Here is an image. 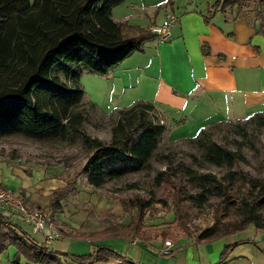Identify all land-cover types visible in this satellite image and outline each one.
<instances>
[{
    "label": "trees",
    "instance_id": "obj_1",
    "mask_svg": "<svg viewBox=\"0 0 264 264\" xmlns=\"http://www.w3.org/2000/svg\"><path fill=\"white\" fill-rule=\"evenodd\" d=\"M124 1L0 0V141L20 137L39 143L79 144L89 153L81 173L88 185L96 189L148 167L164 131L162 126L148 121V112L155 108L144 103L116 112L118 119L111 129L109 144L83 130L87 116L80 109L84 98L79 83L82 68L105 76L134 52H141L146 41L155 39L148 30L127 28L113 21V9ZM245 2L216 0L213 9L222 14L235 12ZM226 126L239 135L238 131L242 135L249 127L263 130L264 113L251 114L242 124L228 122ZM201 134L203 131L195 140L199 160L225 168L226 173L217 178L197 173L183 163L177 165L175 176L186 180V191L179 187V199L174 202V212L179 210L172 223L176 234L164 230L162 238L172 235L176 239L179 232L189 233L180 214L181 203L201 209L212 198L220 202L228 215L241 217L239 225L232 228L233 233L251 225L264 234V179L234 171V165L243 160L238 151L200 137ZM242 136L247 138L245 133ZM166 170L155 176L157 185L168 182L166 175L171 165L167 164ZM75 187L74 180L53 192L47 210L51 217L62 214V203ZM160 203L163 202L152 198L123 201L130 221L107 228L102 234L127 240L136 238L143 233L147 211ZM226 235L213 224L199 230L194 239L198 244ZM10 246L17 250L16 264L18 257L29 264H138L104 246L86 256L57 252L22 232L0 211V254ZM231 248L224 249L216 264H225Z\"/></svg>",
    "mask_w": 264,
    "mask_h": 264
},
{
    "label": "rangeland",
    "instance_id": "obj_2",
    "mask_svg": "<svg viewBox=\"0 0 264 264\" xmlns=\"http://www.w3.org/2000/svg\"><path fill=\"white\" fill-rule=\"evenodd\" d=\"M220 15L218 14L217 17H221ZM230 15L232 17L234 15L237 17L241 15L247 16V19L255 25L256 31L264 34V3H261L260 0H246L236 13L231 12ZM223 28L227 32L232 30L227 25L223 26ZM232 43L233 45L236 44L234 41ZM248 47V52H246L244 46L241 47L242 55L238 60L242 58L243 62L241 66L240 64L236 66L238 69L245 68L247 74L241 75L242 78L235 74V85L237 87L240 85L238 83L239 78V81L251 87L246 89L247 91L231 94L238 95V98L235 96L231 98L229 94H218L219 99L216 103L220 104L214 105L216 108L212 107L214 109L212 111L218 113H212L211 107H205L200 109L201 111L192 113L190 104L184 106L179 112L174 111V108L171 110L162 109L163 111L155 109L152 112H148V121L154 126H162L164 131L149 161V166L142 171L125 174L118 179L110 180L101 188L96 189L88 185L86 178L81 173L89 153L79 144L70 146L52 142L39 143L20 137H11L0 141V164L12 165L13 168H16L26 176H30L33 180L43 177V183L46 182L45 184L51 187L50 189L47 187L50 191L54 187H62L65 183L75 180L76 189L62 203L63 208L64 206L66 208L64 212L66 214L71 213L70 216L76 217V225L83 224L86 219V221L89 220V223L93 221L96 227H102V230L88 236L87 239L100 240L98 243H94L98 245L94 248L100 246L109 247L119 254H123L121 249L127 239L105 237L102 233L107 228L110 229L119 225L122 218L126 216L121 203L123 201L127 203L137 198L143 200L152 198L163 202L154 204L147 211L145 223L149 230L148 234L138 236L139 244L133 247L135 249L133 251H137L138 249L141 250V246L144 245L143 249H147L151 253L158 250L161 253L164 239L162 237V240L158 239L160 238L158 236H161L164 230L169 231V234H176L177 230L172 223L174 214L177 213V216H179V210L174 212V202L179 199V187L186 191V186L184 185L186 180L184 178L180 179L179 175L175 176L174 169H176L177 165L183 163L197 173L211 174L217 178H221L226 173L225 168L211 166L199 160L200 150L196 146L195 140L201 131H203V134L200 137L211 139L228 149L238 151L243 160L234 165V171L243 172L252 178L264 179V129L256 130L253 127H249L243 132L247 135V138L243 139V133L241 135V132L237 130L240 133L239 135L235 130L227 127L226 124L228 122L242 124L248 116L245 117L233 111L223 113L229 102L235 105L241 100L240 104L243 105V103L248 104V102L259 100L262 93L264 95V53L256 55L253 49ZM253 65H256L254 66L255 68ZM251 70L252 72H250ZM79 83L84 91L80 109L87 116L83 130L89 136L109 144L111 142V129L118 119V114L111 113L112 108L120 107L125 102L132 100L131 97H126V95L132 93L137 96L140 93L137 92V89L122 92L116 85H108V82H105L102 76L90 73L84 68L81 70ZM139 90L143 89L139 88ZM152 92L149 89H144L142 91L144 94L142 95L151 94ZM216 103L214 102V104ZM192 155L197 159L194 160L191 157ZM167 164L171 165V171L166 175L168 182L157 185L154 180L155 176L161 171H167ZM39 187L43 188V185H39ZM40 191L39 189L35 190L36 193H39L38 196L44 199L43 201L49 198L50 195L43 196L44 192L40 194ZM51 198H53V195ZM180 205V214L185 220L184 227L189 230L190 234L185 233V231L184 233L178 231L179 234L176 237L180 238V242L176 245L175 250L172 249L171 255L173 253L174 256L170 255L164 258L162 255L161 257L156 256L155 253L148 254V263L145 259L146 261H143V264H155L161 258L168 259V261L172 260L171 264H174V262H176L175 264H184V256H186L187 252H190L189 255L196 260L199 257L207 264H216L227 246L232 248L225 258V264H264V240L259 238L264 237V234L256 231L251 225L242 232L233 233L232 228L234 229V227L239 225L242 221L241 217L232 214L228 215L218 200L210 199L208 204L201 209L195 208L187 202H183ZM29 209L48 213L41 208ZM67 209L70 212H67ZM127 220L129 222L130 217ZM213 224L216 226V230L227 232V235L220 239L197 244L194 234ZM53 225L59 234L53 240L54 249L68 250L69 253L66 251V254L74 256H86L93 252L94 248L90 249L88 241L77 240V237L71 239L72 241L67 248L60 247L61 243L59 241L62 240L60 239L61 228L56 221H53ZM22 226L23 230L31 232V227L26 224ZM23 230L21 229L22 232H24ZM172 235L165 240H171L174 247L177 239ZM101 237L104 238L100 239ZM146 238H149L148 242L145 240ZM206 245L212 247L211 252L206 253L204 249ZM128 248L130 247L127 246ZM10 249L15 250L11 264H16L14 260L17 257V250L12 246L0 254V263L1 261L5 262ZM18 264L29 263L23 257H18Z\"/></svg>",
    "mask_w": 264,
    "mask_h": 264
},
{
    "label": "crops",
    "instance_id": "obj_3",
    "mask_svg": "<svg viewBox=\"0 0 264 264\" xmlns=\"http://www.w3.org/2000/svg\"><path fill=\"white\" fill-rule=\"evenodd\" d=\"M215 1L125 0L113 9V21L117 24L125 25L127 28L147 31L151 25L160 24L167 14H174L178 19V23L173 27L172 37L167 43H158L156 39L146 41L141 52H134L118 67L111 70L107 75L102 76L104 81L108 82V85H116L122 92L137 89V92L140 93L137 96L132 93L126 95V97H131L132 100L125 102L122 106L119 105L120 107L112 108V114L119 110L129 109L137 103L149 104L158 110H171L174 108V111L179 112L184 106L190 104L192 113L201 111L200 109L205 107H211L212 111L214 110L212 107L216 108L214 105L220 104L216 103L219 99L218 94H229L231 98L233 96L238 98V95L231 94L250 89L251 86L245 85L242 81H239V78L238 83L240 85L238 87L235 85V74L240 78H242L241 75L247 74L245 68H236L238 64L241 66L243 62L242 58L241 60H238V58L242 55V46L246 48V52H248L247 47L249 46L248 48L253 49L256 55L264 53V34L256 31L255 25L245 15L238 17L234 15L232 17L230 15L231 12L222 14L219 10L213 9ZM236 11L238 10H235L234 13ZM218 14H221V17H217ZM226 25L232 30L227 32L223 28ZM232 41L236 42V44L233 45ZM139 88L143 90L149 89L153 92L142 95L144 94L142 93L143 90H139ZM256 94L260 95L259 93ZM240 103L241 100L235 105L229 102L223 113L233 111L245 117L254 113H264L263 93L259 100L248 102V104L243 103V105ZM212 113L218 112L212 111ZM43 180V177L33 180L30 176H26L16 168H13L12 165L0 164V187L18 194L25 206L41 208L47 211L53 192L70 182L65 183L62 187H54L50 191L48 189L51 187L45 184L46 182L43 183ZM39 185H43V188L39 187ZM47 187L49 188L47 189ZM36 189L41 190L40 194L44 192L43 196L50 195L49 198L43 201L44 199L38 196L39 193L35 192ZM49 191L50 193H48ZM64 210H66L65 206L62 214L53 216L54 221L61 228L60 239L62 240L59 241L61 243L60 247L67 248L73 237H77V240L88 241L91 250L98 246L94 243H98L100 240L87 238L102 230V227H96L93 221L89 223V220L86 221V219L83 224L79 222L80 225H76V217L70 216L71 213L66 214ZM0 211L12 223L23 230L22 225L25 223H23L18 214L16 215L15 211L1 208ZM67 212H70V210L67 209ZM72 212L75 213L74 211ZM127 218H129L127 215L123 217L121 222H118L119 225H126L128 223ZM23 231L38 243H46L48 247L57 252L66 253L67 251L69 253L68 250L54 249V241L47 243L45 237L42 234L34 233L32 228L31 232ZM148 231L145 223L141 235L148 234ZM162 234L163 231L161 236H158L160 237L158 239H161ZM137 237L124 241L126 245L124 244L121 249L124 257L139 264L140 262L143 264V261L146 260L148 263V254L155 253L156 256L161 257L159 250L151 253L147 249H143L144 245L142 244L140 245H142L143 251L142 249L133 251L135 250L133 247L139 244ZM102 238L104 237L100 239ZM259 238L264 240L263 236ZM176 239L174 250L180 242V238ZM145 240L148 242L149 238ZM127 246L130 247L128 248L129 250ZM204 249L206 253L212 251L210 245H206ZM125 251L127 252L125 253ZM14 254L15 250L10 249L5 262L1 261L0 264H11ZM189 254L190 252H187L186 256H184V264H207L199 257L196 260ZM171 256H174V254L172 253ZM230 257L232 256L230 255ZM171 262L172 260L168 261V259L161 258L155 264H171ZM67 263L71 264L70 262Z\"/></svg>",
    "mask_w": 264,
    "mask_h": 264
},
{
    "label": "built area",
    "instance_id": "obj_4",
    "mask_svg": "<svg viewBox=\"0 0 264 264\" xmlns=\"http://www.w3.org/2000/svg\"><path fill=\"white\" fill-rule=\"evenodd\" d=\"M178 23L174 14H167L160 24L151 25L148 31L155 36L158 43H167L172 37V29ZM0 208L11 209L21 220L30 226L34 233L42 234L47 243L58 237V232L54 229L53 217L40 210H32L24 205L20 196L12 191L0 187ZM173 243L171 240H164L163 250L160 253L164 257L171 255Z\"/></svg>",
    "mask_w": 264,
    "mask_h": 264
}]
</instances>
